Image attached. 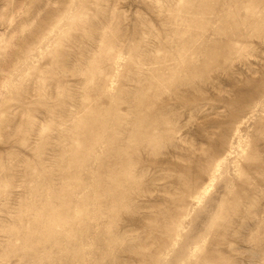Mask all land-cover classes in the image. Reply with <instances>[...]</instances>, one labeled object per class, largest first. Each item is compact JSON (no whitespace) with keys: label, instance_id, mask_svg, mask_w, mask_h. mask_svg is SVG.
Returning a JSON list of instances; mask_svg holds the SVG:
<instances>
[{"label":"rangeland","instance_id":"obj_1","mask_svg":"<svg viewBox=\"0 0 264 264\" xmlns=\"http://www.w3.org/2000/svg\"><path fill=\"white\" fill-rule=\"evenodd\" d=\"M263 155L264 0H0V264H264Z\"/></svg>","mask_w":264,"mask_h":264},{"label":"bare ground","instance_id":"obj_2","mask_svg":"<svg viewBox=\"0 0 264 264\" xmlns=\"http://www.w3.org/2000/svg\"><path fill=\"white\" fill-rule=\"evenodd\" d=\"M177 32H179V31H177ZM181 32V31H180ZM189 39V38H188ZM188 41V40H187ZM183 43H185V42H183ZM180 44V43H179ZM182 45V44H181ZM184 45V44H183ZM183 47V46H182ZM194 70H192V71H190V72H193ZM187 73V72H186ZM188 75H191V74H189V73H187ZM194 74V73H193ZM192 74V75H193ZM186 76V75H185ZM187 77V76H186ZM194 78H195V74H194V76H193ZM186 79V78H185ZM190 78L188 77V80H189ZM90 80H92V78L90 79ZM102 80V79H101ZM100 80V81H101ZM188 80H186L187 82H188ZM191 81H192V79H190ZM186 81H185V83H186ZM88 82L89 83H91L90 81H89V78H88ZM104 81H102L101 83L102 84H105V83H103ZM184 82V81H183ZM194 82V81H193ZM187 84V83H186ZM190 84V83H189ZM107 85V84H106ZM191 85V84H190ZM108 86V85H107ZM101 87V86H100ZM99 87V88H100ZM147 87V86H146ZM104 88H107V87H104ZM100 89H102V87L100 88ZM145 89V88H144ZM143 89V90H144ZM138 90V89H137ZM136 90V91H137ZM144 93V92H143ZM139 94V93H138ZM141 94V93H140ZM146 94V93H145ZM144 95V94H143ZM131 96V95H130ZM136 96H138V95H136ZM140 97V96H139ZM138 97V98H139ZM137 98V99H138ZM140 99H142V97L140 98ZM140 99H138V101L140 100ZM143 100V99H142ZM132 101V100H131ZM137 101V100H136ZM132 103V102H131ZM138 103V102H137ZM133 105V104H132ZM131 105V106H132ZM138 105V104H137ZM149 105V104H148ZM83 106H84V104H83ZM86 106V105H85ZM144 106V105H143ZM86 108H88V106H86ZM91 112V111H90ZM233 113V112H232ZM92 114V113H91ZM88 115V114H87ZM76 116V115H75ZM89 116L91 117L92 115H90L89 114ZM89 116H86L87 118L89 117ZM244 116L245 115H237L233 120H232V123H229V130H228V133H227V136H228V138H227V142L223 145V147L222 148H220L219 149V151L220 152H216L217 153V155H216V157L210 162V167H209V169L206 171V173H205V181H210V180H212V179H215L216 178V175H220L221 174V169H222V166H221V163L225 160V159H227V157L228 156H230V155H232L233 153H234V151L232 150V146H233V140L234 139H237L238 141H237V145H239V142H240V138H241V136H240V131H241V127H242V125H243V123L245 122L244 121ZM93 117V116H92ZM165 117V116H164ZM86 118V119H87ZM157 118V117H156ZM169 118V117H168ZM79 118L77 117V120H78ZM85 119V120H86ZM146 119V118H145ZM145 119H144V121H145ZM158 119V118H157ZM84 120V121H85ZM136 120V119H135ZM134 120V121H135ZM140 120V119H139ZM138 120V121H139ZM76 121V120H75ZM74 121V122H75ZM83 120H82V122H84ZM89 121V120H88ZM143 121V122H144ZM150 121H152V120H150ZM156 121V120H155ZM161 121V120H160ZM166 121V120H165ZM171 121V120H170ZM79 123V120L78 121H76V123ZM81 122V121H80ZM86 122V121H85ZM137 122V121H136ZM140 122H141V120H140ZM168 122V121H167ZM77 123V124H78ZM149 123V122H148ZM152 123V122H151ZM156 123V122H155ZM162 123H163V120H162ZM161 123V124H162ZM226 123V122H225ZM73 124H75V123H73ZM82 124V123H81ZM138 125L140 124L139 122L137 123ZM169 124V123H168ZM171 124H172V122H171ZM228 124V123H227ZM76 125V124H75ZM85 125V124H84ZM84 125H82V126H84ZM147 125H150V124H147ZM159 125V124H158ZM165 125V124H164ZM163 125V126H164ZM174 125V124H173ZM176 125V124H175ZM174 125V126H175ZM78 126V125H77ZM80 126V128H82V126L81 125H79ZM141 126V125H140ZM151 126V125H150ZM226 126V125H225ZM146 127H148V126H146ZM152 127V126H151ZM169 127V126H168ZM171 127V126H170ZM222 127V126H221ZM77 128V127H76ZM79 128V127H78ZM142 128V127H141ZM143 128H144V126H143ZM149 128L150 127H148V129L147 130H149ZM152 130H154V128L152 127L151 128ZM225 129V128H224ZM77 131L79 130V129H76ZM142 130H144V131H147L146 129H142ZM175 130H177V129H175ZM151 131V130H150ZM225 131V130H224ZM80 132V131H79ZM143 132V131H142ZM164 132H166L165 130H164ZM152 133H154V132H152ZM156 133V132H155ZM169 133V132H168ZM167 133V134H168ZM174 133H175V131H174ZM224 133V132H223ZM147 134H149V132H147ZM156 134H158V133H156ZM164 134V133H163ZM222 134V133H221ZM225 134V133H224ZM77 135L79 136V133H77ZM112 135H113V133H112ZM133 135V134H132ZM159 135V134H158ZM123 136V135H122ZM143 136H144V134H143ZM149 136H150V134H149ZM153 136H154V134H153ZM153 136H151V138H152V140L154 139L153 138ZM156 137H157V135H155ZM160 136V135H159ZM164 136V135H163ZM145 137V136H144ZM170 137V136H169ZM175 137V136H174ZM161 138V137H160ZM222 138V137H221ZM158 139V138H157ZM168 140H169V138H167ZM167 139H165V140H167ZM172 139V138H171ZM170 139V140H171ZM98 140V139H97ZM144 141V140H143ZM149 141V140H148ZM160 141H163V139L162 140H160ZM159 141V142H160ZM94 142V141H93ZM99 142V141H98ZM156 142V141H155ZM157 142H158V140H157ZM166 142V141H165ZM168 142V141H167ZM92 143V142H91ZM129 143V142H128ZM153 143V142H152ZM161 143V142H160ZM94 144V143H93ZM149 144V143H148ZM154 144V143H153ZM158 144V147H159V143H157ZM162 144V143H161ZM140 145V144H139ZM145 145V144H144ZM152 145V144H151ZM156 144H154V146H155ZM165 145V144H164ZM218 145V144H217ZM216 145V146H217ZM95 146V145H94ZM101 146V145H100ZM128 146V148H126L124 151L126 152V150L128 149L129 150V144L127 145ZM125 147V146H124ZM124 147H121V146H119V148L121 149V148H123L124 149ZM147 147V146H146ZM157 147V148H158ZM96 148H99V147H96ZM118 148V147H117ZM116 148V149H117ZM217 148V147H216ZM95 149V147L93 148V150ZM115 149V150H116ZM132 149V148H131ZM135 149V148H134ZM133 149V150H134ZM214 149V148H213ZM97 150V149H96ZM132 150V151H133ZM244 150H245V148H244ZM123 151V150H122ZM130 151V150H129ZM214 151V150H213ZM215 151H217V150H215ZM243 151V150H242ZM257 151V150H256ZM94 152H96V151H94ZM100 152V151H99ZM115 153L116 152H118L119 154L121 153V152H119V150L117 149L116 151H114ZM128 152V151H127ZM131 152V151H130ZM93 153V152H92ZM117 153V154H118ZM263 153V152H262ZM116 154V155H117ZM118 154V155H119ZM121 154H124V156L123 157H126L129 153H127V155L125 154V153H121ZM253 152H252V157H254L255 158V156H258V155H256L255 154V156H253ZM97 155V154H96ZM126 155V156H125ZM211 155V154H210ZM210 155H206V156H210ZM214 155V154H213ZM120 156V155H119ZM264 156V155H263ZM118 157V156H117ZM116 157V158H117ZM131 157V156H130ZM258 157H260V159H261V157L262 156H258ZM119 158L120 157H118V160H119ZM196 158V157H195ZM208 158H210L211 159V157H208ZM122 159V158H121ZM207 159V158H206ZM238 157L237 156H235V160H234V163H235V166H236V175L234 176V177H232L227 183L228 184H226L227 186H230V185H234V186H236V187H238V186H240V185H244L243 187L244 188H254L253 187V185L255 184V183H259L258 182V178H257V176H258V174H261L262 172H264V168H262L261 166H258V165H254V166H252V165H248L247 164V174H249L250 172L251 173H253V175L252 174H250V175H245V177L243 176V177H241L240 179H239V185L236 183L237 182V180H236V178H238V176H239V174H240V172H246V171H244V169H238V163H239V161H238ZM249 159H251V158H249ZM123 160V159H122ZM201 160V159H200ZM82 161V160H81ZM114 161V160H113ZM205 160H203V162H204ZM121 163L123 162V161H120ZM126 162V161H125ZM197 163H198V161H197ZM200 163H202V161L200 162ZM199 163V164H200ZM207 163V162H206ZM122 164H125L124 162L122 163ZM121 164V165H122ZM204 164H205V162H204ZM202 165V164H201ZM200 165V166H201ZM127 166V165H126ZM205 166V165H204ZM203 166V167H204ZM122 167V166H121ZM123 167H125V165L123 166ZM202 167V166H201ZM200 168V167H199ZM199 170V169H198ZM202 170V169H201ZM195 171H197V170H195ZM195 173V172H194ZM193 174V173H192ZM257 174V175H256ZM121 175V174H120ZM119 175V176H120ZM130 176V175H129ZM193 176V175H192ZM121 177V176H120ZM204 177V176H203ZM194 178V177H193ZM113 180V179H112ZM191 181H193L192 180V178H191ZM203 181H204V179H203ZM260 181V180H259ZM189 182V181H188ZM195 182V181H194ZM121 183V182H120ZM263 183H264V181H263ZM192 184V183H191ZM197 184V183H196ZM257 184H255V185H257ZM259 184H262V182L261 183H259ZM258 184V185H259ZM120 185V184H119ZM201 185V184H200ZM263 185V187H264V184H262ZM195 186V185H194ZM115 187V186H114ZM202 187V186H201ZM256 187V186H255ZM113 188V187H112ZM193 189V188H192ZM260 189H261V186H260ZM110 190H112L111 188H110ZM197 190V189H196ZM195 190V191H196ZM202 190V191H201ZM201 190H199V192H196V194H195V196H191V197H193L192 198V204L193 205H195V204H198V203H200L201 202V198L203 197V196H201V195H204L207 191H208V187L206 188V187H204V188H201ZM109 191V190H108ZM114 191V190H113ZM112 192V191H111ZM110 192V193H111ZM57 193V192H56ZM114 193V192H113ZM241 193V192H240ZM184 196V195H183ZM180 197H181V195H180ZM190 197V196H189ZM110 198V197H109ZM55 199V198H54ZM122 199V198H121ZM64 200V199H63ZM188 201V200H187ZM187 201H186V203H187ZM183 202H185L184 200H183ZM115 203V202H114ZM183 204V203H182ZM189 204V203H188ZM129 205V204H128ZM185 205V204H184ZM189 206V205H188ZM182 209V208H181ZM185 209H186V206H185ZM110 210V209H109ZM180 210V209H179ZM119 211V210H118ZM180 211H182V210H180ZM188 211V210H187ZM179 212V211H178ZM52 214V213H51ZM178 215V214H177ZM56 216V215H55ZM261 216H263V215H261ZM176 217V216H175ZM42 219V218H41ZM53 219H54V217H53ZM56 219V218H55ZM261 219H262V217H261ZM177 220V219H176ZM40 221V220H39ZM57 221V220H56ZM56 221H53L54 223L56 222ZM52 222V224H54ZM107 222V221H106ZM260 222V221H259ZM44 223H45V221H44ZM49 223V222H48ZM102 223V222H101ZM178 223V222H177ZM258 223V222H257ZM45 225H46V223H45ZM50 225H51V223H50ZM49 225V226H50ZM55 225V224H54ZM173 224L171 223V226H172ZM176 225V224H175ZM179 225L177 224V227H178ZM259 226H260V224H259ZM43 227V226H42ZM51 227V226H50ZM170 227V226H169ZM174 227V226H173ZM43 228H45V226L43 227ZM171 228V227H170ZM175 228V227H174ZM48 229V228H47ZM67 229V228H66ZM99 229V228H98ZM44 230H46V229H44ZM170 230V229H169ZM46 231H48V230H46ZM64 231V230H63ZM31 232V231H30ZM42 232V231H41ZM72 232V231H71ZM169 233L171 234V232L169 231ZM257 233V232H256ZM34 234V233H33ZM169 234V235H170ZM175 234V233H174ZM251 234V233H250ZM40 236V235H39ZM107 236V235H106ZM256 236V235H255ZM31 237V236H30ZM29 237V238H30ZM168 238H170V236L168 237ZM56 239H58V238H56ZM167 239V238H166ZM36 240V239H35ZM63 240V239H62ZM53 242V241H52ZM124 242V241H123ZM68 246V245H67ZM66 246V247H67ZM257 248V247H256ZM108 249V248H107ZM255 249V248H254ZM264 249V248H263ZM98 250V249H97ZM257 250V249H256ZM262 250V249H261ZM76 251V250H75ZM154 251V250H153ZM255 251V250H254ZM263 251V250H262ZM78 252V251H77ZM75 253V252H73V254L75 253V255L76 254H79V253ZM256 252V251H255ZM82 253V252H81ZM259 253H261V251L259 252ZM150 254V253H149ZM158 254V253H157ZM262 254V253H261ZM82 255V254H81ZM77 256V255H76ZM78 256H80V254L78 255ZM263 256V255H262ZM89 257V256H88ZM155 257V256H154ZM81 257H78V260L80 259ZM76 259V258H75ZM156 259V258H155ZM263 259V258H262ZM69 260V259H68ZM77 260V261H78ZM157 260V259H156ZM42 261V260H41ZM41 261H40V263H41ZM43 262V261H42ZM94 262V261H93ZM44 263V262H43ZM201 263V262H200ZM180 264H183V261L180 263Z\"/></svg>","mask_w":264,"mask_h":264}]
</instances>
